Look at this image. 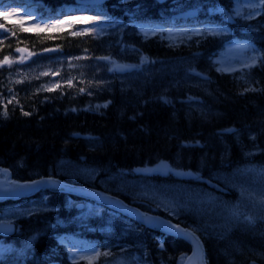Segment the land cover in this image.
Here are the masks:
<instances>
[{
  "label": "trees",
  "instance_id": "16d2710c",
  "mask_svg": "<svg viewBox=\"0 0 264 264\" xmlns=\"http://www.w3.org/2000/svg\"><path fill=\"white\" fill-rule=\"evenodd\" d=\"M71 1L77 0H47V5L36 12L44 15L49 11L48 16L55 17L65 11L58 5ZM207 1L213 7L223 6L229 13L234 12V0ZM142 2L157 8L170 5V1ZM260 13V23L239 17L234 27L216 14L227 32L217 26L188 31L174 38L173 48L164 45L165 30L164 34L137 32L127 36L119 26L105 25L96 35L78 31L75 21H82L76 19H70L68 26L34 29L25 22L4 20L9 30L0 33V165L9 167L14 177L22 180L47 175L49 168L63 159L73 165L93 167L99 178L115 179L108 184L90 182L91 185L147 209L149 204L143 198L122 190L117 181L137 176V166L169 161L176 168L202 173L196 177V184L194 177L182 179L194 187L235 196L234 189L209 178V174L217 170L224 173L249 162L264 165V5ZM254 22L260 35L253 40L256 45L252 42ZM112 31L123 36L116 37ZM232 38L251 41L254 63L240 62L242 72L220 68L213 57L207 56ZM19 49L33 56L27 64L40 62L41 68L52 57H61L56 84H49L50 73H23L17 60ZM113 59L127 62L132 68L122 74L113 71L109 68ZM192 68L197 70L189 78ZM166 92H176L174 99L159 96ZM190 95L198 102L193 117L180 112L182 108L188 111L185 100ZM145 99L152 100L153 105L144 103ZM131 114L137 115L135 119ZM228 128L234 131L228 132ZM54 175L81 181L71 171L66 175L56 171ZM148 177L169 184L179 179L173 171ZM62 196L65 194H54L48 201L61 205ZM151 205L153 210L156 205ZM158 211L165 214L162 209ZM102 213L108 218L106 209ZM46 219L47 216H37L35 222L24 223L27 238L40 234L34 238L35 253L29 264L54 260L68 264L70 252L64 244L58 246L57 237L45 229ZM176 220L200 233L209 264H264V215L231 222L223 228L206 226L190 216ZM92 224L98 228L108 223L99 217ZM118 227L121 226H112L123 237L121 240L113 234L84 231L86 238L95 236L89 248L96 250V255L91 261L77 264H101L105 259L132 253L145 264H184L191 251L190 244L179 237L165 236L166 246L161 249L152 229L137 224L138 232H121ZM110 245L113 251L108 249Z\"/></svg>",
  "mask_w": 264,
  "mask_h": 264
},
{
  "label": "rangeland",
  "instance_id": "374dc122",
  "mask_svg": "<svg viewBox=\"0 0 264 264\" xmlns=\"http://www.w3.org/2000/svg\"><path fill=\"white\" fill-rule=\"evenodd\" d=\"M257 0H242L240 5L236 9V15L244 14L246 16V9H251L248 11L247 15H251L255 12L253 10L255 7L251 5H256ZM258 3V2H257ZM222 10V9H219ZM0 13H6L10 18H18L19 16H24L20 7L6 5L0 7ZM27 16V14H25ZM75 17H80L74 15ZM81 15L82 18L87 19L90 26L95 30H101L103 24H100L99 17L97 15ZM91 18H94L93 20ZM31 28L36 26L42 27L44 24L40 21L32 22L29 21ZM248 44L242 42H231L223 47L219 53L217 60L220 64L225 67H232L236 64V58L245 57V49ZM54 50H51L53 52ZM17 60L22 67L23 73H28L29 70L32 72L41 71L40 75H45L47 73L53 74L50 79L49 84H54L58 78V66L62 64L61 57L55 56L54 58L46 61V66L42 67V63L36 62L33 64H27L33 59V56L29 51L21 52ZM48 59V57H47ZM113 66L119 64V61H113ZM68 63H72L68 61ZM124 71V70H121ZM60 171L67 172L71 171L76 177L84 179L86 181L96 180L98 176V170L93 167H83L78 165H73L69 163V160H63L60 162ZM174 171V168L167 163L162 164V172ZM120 176V175H119ZM114 177H104L100 181L104 184H108L110 179ZM220 178L228 184L230 187L234 188L238 185L239 198L236 202H232L229 199L222 200L216 196L212 191L204 189H198L185 184H162L155 182L151 179H147L143 176H138L136 178H119V183L121 189L133 194L139 198H143L144 201H155L157 205L161 206L164 210L169 211L172 215L178 216L183 211L196 210L200 216H207V218L213 217L214 219L207 221V224L218 225L232 219L248 220L260 212L264 211V166L259 165H246L234 170L233 172H225L220 174ZM240 181V182H239ZM239 182V184H238ZM45 201L40 199L33 200L27 206H14L9 207L5 210L3 218L10 220L17 216H27L26 214L37 211L40 208H45ZM81 202L85 205L79 209L76 215L71 216L69 220H61L63 224H67L71 221L76 220V222L81 223L82 221L89 220L92 216H96L100 212V205L86 202L81 199H72L70 201V207H77ZM109 219L112 223L119 224L118 231L121 230H131L133 225L129 220L120 219L117 214L113 211L110 212ZM71 220V221H70ZM209 225V226H211ZM117 235L115 231H113ZM14 240L17 241L15 244ZM30 240L21 233L18 238H14L13 241H4L0 238V264H29L27 261L28 256L33 254L32 249L29 247ZM33 248V247H32ZM70 250L75 251L74 255H79L81 252L78 251L76 247H70ZM135 262V260H134ZM55 264V263H54ZM58 264V263H57ZM109 264H132L131 260H118L114 263Z\"/></svg>",
  "mask_w": 264,
  "mask_h": 264
},
{
  "label": "bare ground",
  "instance_id": "6f19581e",
  "mask_svg": "<svg viewBox=\"0 0 264 264\" xmlns=\"http://www.w3.org/2000/svg\"><path fill=\"white\" fill-rule=\"evenodd\" d=\"M32 1H34L36 3L35 6L32 5L34 9H37L40 6L44 7V6L47 5V0H32ZM97 1H100V0H80L79 3H81L84 6H86V10L82 13V15H87V13H91L90 17H92L93 15H97L99 17L100 24H103V26H102L100 31H103V27L105 25L108 26V27L114 26V25L119 26L122 29V32H124L123 34H125L127 36H129L131 34H134V33H137V32H142L144 34H149V33L164 34V32L166 31L167 35H169V36H167L166 33H165L164 37L166 39L164 41V45H165L166 48H173L174 47V41H175L174 37L176 35L171 36L172 27L175 25V26H177L178 29H181L182 32L185 31L186 27H188V25L186 24V22L183 21L185 16L183 14H180V13H182L185 10H187L190 5L195 6V4L198 3L199 0H173V1L172 0H166V2L170 1V5L167 3V7L161 6V7H158V8L156 6L154 7V5H151V3L142 4L143 3L142 0H103L101 2V4H100L99 9H97L98 8V6L96 4ZM56 4H59V3H56ZM240 4L241 3L239 1L236 2V6L237 7ZM106 5H108L110 7H107ZM58 6H60L61 8H64V5L59 4ZM180 6H182L183 9H180L179 8ZM116 9H119V10H116ZM126 11L128 12L129 15L126 13ZM245 11L248 12L249 9L245 8ZM186 13H187V11H186ZM261 16H262V13L255 14L254 18H253L254 21L260 23L259 19H260ZM91 19L93 20L94 18H91ZM220 19H224V18L220 17ZM79 20L82 21V22L88 21L87 19H84L81 16L79 17ZM75 22L77 24L76 28L80 29V32L84 33V32L88 31V32H94V34H96V35L99 34L98 30H95L90 25L84 24V23L79 22V21H75ZM218 22H219V20H218V18H216V16H211V17L209 16V23H208L207 26H204V27L211 28V27L215 26V24H218ZM221 22H223V20H221ZM237 22H238L237 20H233V21L227 20L226 21V25H230L231 27H234V25H236ZM256 22H254L252 24V28H253L252 42H253L254 39L260 38V35L257 32V24H256ZM90 23H91V21H90ZM65 24H66V26L70 25V20L66 21ZM71 25H74V24L71 23ZM163 28H166L165 31H164ZM112 34L114 36L116 35V37L123 36V34H119V33H118V35L115 34L114 31H112ZM127 38L129 39V37H127ZM241 42L248 44V46L246 48V50L248 52V55L246 54L245 57H246L247 60L250 59L251 63H254V58L249 54V49L251 48V41L249 39L243 38L241 40ZM253 44H255V43L253 42ZM260 52L263 55L262 51H260ZM207 56L210 57L211 59L213 57L214 60H217V57H218L215 52H213L212 55H210L208 53ZM262 57L264 58V55ZM113 61H119L120 63L115 65V66H113V63H114ZM217 61H219V60H217ZM109 68L111 70H113V71H118V70H121V69L130 70L132 67H131V64H129L127 62L120 61L118 59H113V60H111ZM228 68H231V67H228ZM236 69L240 70L241 72L243 71L240 67H236ZM196 70L197 69H194V68L190 69L188 71L189 75H187V76L189 78H193L194 75H190V74H195ZM203 90H209V89H203ZM211 90L214 91L213 88H211ZM175 95H176V92H173V93L166 92L164 94L163 93H159V96H162V98H164V100L174 99ZM185 102H186V108H187L188 111H185V109L182 108V110H180L181 114H183V115L186 114L187 117H193L192 113H193L194 109L197 107L198 102L196 101V99H195V97L193 95H190L185 100ZM144 103L149 104V105H153L152 100H148V99H145ZM147 106L148 105H145L144 108H146ZM89 110L93 111V112H96V111H94L91 108ZM141 110L144 111V109H141ZM130 116H131L132 119H135V116H137V115L131 114ZM232 131H234L233 128H228V132H232ZM60 162L58 163V165H56V167L51 166V168H49L48 174L47 175H43V176L46 177V176H50V175L56 174V171H59V169H61ZM165 162H169V161H163L162 164H165ZM69 163H70V161H69ZM72 164H75V163L72 162ZM246 165L264 166V165H261V164L256 163V162H249V163L243 164V166H246ZM238 168H239V164L235 166L236 170ZM200 174H202V173L201 172L191 171V172H186L184 176H194V178L192 180H193L194 184H196L197 183L196 177L198 175H200ZM220 174H222V173L218 172V170L217 171H212L209 174V178L217 179L219 181H223L220 178ZM207 177H208V175H207ZM54 178L57 179L56 177H54ZM16 179H18V178H16ZM18 180H22V179H18ZM59 180L62 183H64V184L67 183L65 179L61 178ZM23 181H25V180H23ZM239 182H238V184H239ZM46 188H49V187H46ZM234 188H235V190H237V191H234L235 194L239 195L240 191H238V185L236 187H234ZM53 192L57 193V191H55V190H53ZM66 193H68V192H66ZM66 193H64L65 196L61 197V206L64 209L63 211H64L65 216H67L66 213H68L69 209H71L70 201H71V197H72L71 193H68V194H66ZM42 194L43 193H40L39 195H42ZM37 195H38V192H36L35 194H33L31 196H28V199L32 202L33 200L38 199V198L35 197ZM120 198L124 199L127 203H129L126 198H124V197H120ZM7 199H8V201H6L7 203L8 202L9 203L12 202V199L10 197H7ZM39 199L42 202L47 200V198H39ZM82 200H84L83 197H82L81 201ZM151 206L152 205L149 204L148 208L146 210H144L143 212L144 213L151 212V209H150V208H152ZM7 208L8 207L4 206V209H7ZM77 212H78V210L76 211V213ZM51 213L52 214H56V213L59 214V212L54 209V205H53V209L51 210ZM103 214L104 213L100 214V218H105L107 223H108V225L111 227V229H113L112 226L113 227L116 226V223H112L110 221V219H108L107 217H102ZM116 214H117V216L120 219H126V220L128 219V215L124 214L121 211H117ZM26 215L27 216L24 218L25 221H23V222L24 223H30V222H35L36 219H37V216H38V218H39V216L42 217V218H43V216L44 217L47 216L48 212H47L46 208H40V209L37 210V214H36V211H33V212H30V213H28ZM162 216L165 217L166 219H169L171 217V213L169 211L165 210V214L162 213ZM31 218H33V219L30 220ZM46 220H48V219H46ZM42 221H45V220H42ZM70 223H72L74 225V227H79L80 225L85 224V221H82L81 223H78V222H76V220H74V221H71ZM55 226L57 228H61L60 229L61 231L67 232V229L65 228L66 226H57V225H55ZM56 227H53L55 229H53L52 232L50 230L49 233H51L52 235H55V237H57L56 239H58V241H56V243H57L58 246H60V245H63V241H64V238H65L66 234L61 236V235H58L59 234L58 233L56 235L55 234L57 232L56 231ZM94 227L95 226L92 224L91 228H94ZM151 229L154 231V233L156 235H160V236H164V237L167 236V235L168 236L178 237V235L165 233V232L160 231V230H158L156 228H151ZM183 229H189V228L187 226H183ZM60 230L58 232H60ZM102 230H104L103 231L104 234H107V233H105V230H107V228H102ZM53 232H54V234H53ZM90 232H92V229H90ZM137 232H138V230H137ZM196 234L200 235L197 232H196ZM117 236H118L119 240H121L123 238V237H120L118 235V233H117ZM181 239L185 240L191 246L192 243L190 241H188L187 239H185L183 237ZM82 240L86 241V243L88 245V243H92V242L95 241V236H92L90 238L84 237V239H82ZM79 241L80 240L77 238L76 242H79ZM160 242H163V241H160ZM203 245H204V248L206 250V245L205 244H203ZM108 249L110 251H113L112 245H110L108 247ZM78 251L80 252L81 250L79 249ZM83 252H85V251H83ZM192 254H193V251H190L188 257L192 256Z\"/></svg>",
  "mask_w": 264,
  "mask_h": 264
},
{
  "label": "water",
  "instance_id": "95a60500",
  "mask_svg": "<svg viewBox=\"0 0 264 264\" xmlns=\"http://www.w3.org/2000/svg\"><path fill=\"white\" fill-rule=\"evenodd\" d=\"M103 0L97 1L101 2ZM192 12H187V14ZM144 171L143 169L139 168ZM49 187L55 191H66L74 193L80 197H85L96 202L105 204L117 211H121L129 217L147 225L151 228H156L165 233L181 236L192 243L193 254L189 257L186 264H208L206 260V252L203 241L198 234L191 229H183L182 224L176 225L171 219L155 214L152 212L144 213L138 206L127 203L124 199L113 196L111 194L102 193L100 190L87 186L77 185L67 182L62 183L59 178L45 177L32 182H18L10 180V171L5 179H0V201L7 197L19 199L28 197L39 191L40 188ZM8 223H0V232L10 233Z\"/></svg>",
  "mask_w": 264,
  "mask_h": 264
},
{
  "label": "snow or ice",
  "instance_id": "6c2138e0",
  "mask_svg": "<svg viewBox=\"0 0 264 264\" xmlns=\"http://www.w3.org/2000/svg\"><path fill=\"white\" fill-rule=\"evenodd\" d=\"M260 3L261 4H264V0H260ZM252 7H255L256 5H251ZM26 11V14L27 15H32V13H29V12H27V10H25ZM60 23H64V21H60ZM81 91H83V89H81ZM5 115L7 114L6 112L4 113ZM249 219H251V218H249ZM99 255H101L100 253H97V256H99Z\"/></svg>",
  "mask_w": 264,
  "mask_h": 264
},
{
  "label": "flooded vegetation",
  "instance_id": "af4514ba",
  "mask_svg": "<svg viewBox=\"0 0 264 264\" xmlns=\"http://www.w3.org/2000/svg\"><path fill=\"white\" fill-rule=\"evenodd\" d=\"M27 200H29V199H24V200H21V201H19L18 203H20V202H25V201H27ZM15 219V218H14ZM13 219V220H14Z\"/></svg>",
  "mask_w": 264,
  "mask_h": 264
}]
</instances>
